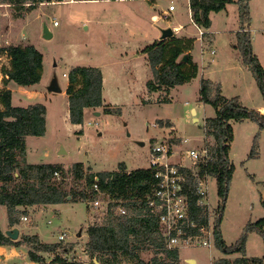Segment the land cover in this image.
I'll return each mask as SVG.
<instances>
[{
    "label": "rangeland",
    "instance_id": "1",
    "mask_svg": "<svg viewBox=\"0 0 264 264\" xmlns=\"http://www.w3.org/2000/svg\"><path fill=\"white\" fill-rule=\"evenodd\" d=\"M171 4L173 10H169ZM189 5L188 0H52L31 10L24 9L22 14L18 11L17 16L14 6L0 3V46L34 44L44 54L43 80L35 86H22L13 81L5 84L1 68L10 67V63L7 56L0 57V90L5 87L12 90V104L44 103L46 106V132L42 136H27V161L62 163L66 167L81 161L87 172L116 169L124 162L130 170L148 167L152 148L160 141L171 143L170 139L174 138L171 148L177 152L203 148L207 142H214L213 137L205 138V119L216 115L211 104L199 100L201 80L206 77L213 82L211 94H215V87L220 84L224 95L239 96L243 104L258 110L264 98L253 72L243 66L238 50L230 55L237 41V34L231 30L239 28L238 5L230 3L225 9L211 13L212 25L208 29L212 32L211 41L209 36L202 37L201 27L192 20ZM250 9L254 51L264 62V0H250ZM44 23L53 32L49 39L43 37ZM177 26L180 27L176 36L196 38L191 53L199 63L198 75L173 87L170 93L164 88L149 91L147 82L153 78V72L142 47L160 39L163 29L175 30ZM211 49L216 50L215 55ZM77 65L98 66L106 78L105 105L86 108L81 124L69 119L66 92L68 72ZM55 67L64 89L60 93L46 87ZM106 104L120 107L121 114L105 113ZM166 119L172 122L171 126L166 124ZM233 126L235 137L230 156L235 171L221 222L228 244L237 242L249 221L264 217V129L251 119L235 121ZM256 137L258 155L251 156ZM185 138L189 141L185 142ZM138 141L145 144L140 145ZM62 149L65 153H60ZM177 159L174 155L167 160ZM208 185L214 213L219 201L216 178L210 176ZM105 199L103 197L107 205ZM20 209L19 223L9 226L6 206L0 205L2 229L16 226L20 229L19 238L15 240L24 235H38L43 242H61L59 253L90 264L84 251L87 226L95 220L102 221L106 210L96 209L88 201ZM25 215L28 220L22 219ZM64 231L68 235L66 240L60 241L59 234ZM31 245H21L17 256L8 261L5 252L0 250V262L46 264L54 257L51 252H38L43 261H32L28 254ZM179 251L181 264H212L219 257L234 259L242 255L241 252L225 254L214 242L210 246H181ZM245 253L247 256L264 255L262 233L249 231ZM145 257L150 258V253Z\"/></svg>",
    "mask_w": 264,
    "mask_h": 264
},
{
    "label": "trees",
    "instance_id": "2",
    "mask_svg": "<svg viewBox=\"0 0 264 264\" xmlns=\"http://www.w3.org/2000/svg\"><path fill=\"white\" fill-rule=\"evenodd\" d=\"M48 1L52 0H0V3L14 6L15 15L18 16V11L22 14V10H31ZM189 1L194 23L205 29L203 36H209L206 30L212 25V12H219L230 3L238 5L239 30L236 32L235 47L240 51L244 65L253 72L264 98V65L253 50L250 0ZM195 41L196 38L178 37L174 33L172 36L156 39L142 48L153 72V78L147 82L149 91L164 88L170 93L173 87L189 82L198 75L199 65L191 53ZM183 55H187L186 60H182ZM2 56H7L10 63V67L1 68L5 84L13 81L22 86H31L41 82L44 54L34 44L0 46V57ZM68 81L66 92L69 119L74 124H81L86 108L105 105L103 71L98 66L77 65L69 70ZM212 86L211 79L202 78L199 100L211 104L216 111L215 116L205 119V138L213 137L214 142L206 144L211 157L199 162L195 170H189L190 212L193 218L206 220L208 212L197 204L195 187L199 178L206 175L215 177L219 195L214 230L215 245L225 254L241 252L242 255L234 259L219 257L212 264H264V255L247 256L245 253L249 231L257 230L264 236V217L249 221L240 238L233 244L227 243L221 229L235 171V164L230 156L235 137L233 122L251 119L264 129V113L243 104L239 96L227 97L220 84L215 87V94H211ZM12 97L10 88L0 90V205L6 206L9 226L19 223L20 208L26 211L29 206L47 207L65 201L89 202L102 193L111 202L106 210V217L87 226L85 253L90 258V264H181L179 249L167 246L159 214L149 205V197L157 182L153 168L129 170L121 162L116 169L87 172L81 161L68 167L62 163L28 162L27 136L45 134L47 110L44 103L13 105ZM104 112L121 114L122 109L108 104ZM166 120V124L171 126L172 122ZM257 137L251 156L258 155ZM174 140L170 139V142L173 143ZM262 183L264 187V182ZM262 204L264 205V192ZM120 206L126 208L125 215L116 213ZM24 243L32 244L28 252L32 261H43V256L38 252H51L54 254L53 262L86 264L76 257L69 258L59 253L61 242H43L38 235H24L22 239L15 240L6 235L0 225V246L19 248ZM146 253H150V258L145 257Z\"/></svg>",
    "mask_w": 264,
    "mask_h": 264
},
{
    "label": "built area",
    "instance_id": "3",
    "mask_svg": "<svg viewBox=\"0 0 264 264\" xmlns=\"http://www.w3.org/2000/svg\"><path fill=\"white\" fill-rule=\"evenodd\" d=\"M173 9L174 6L171 4L169 10ZM204 32L205 29L201 27L200 33L202 36ZM211 52L215 54L216 50L212 49ZM184 141L188 142L189 139L185 138ZM152 150L148 167L155 170L157 182L153 193L149 197V205L159 214V221L167 246L179 249L181 246H210L213 242L215 243L216 210L214 213L211 210L212 205L210 204L208 185L209 175L199 178L195 187L197 204L204 207L208 212L206 220H197L192 217L190 212L191 186L189 170H195L199 162L211 157L206 145L200 149L191 148L188 151L177 152L171 149V143L160 141L154 144ZM174 155L178 156L177 160H167ZM95 188L98 190L96 184ZM103 197L107 198L105 199L107 205H105ZM110 202L111 199L108 196L99 193L96 199L89 201V204L96 209L107 210ZM116 213L125 215L127 210L120 206ZM22 219L28 220V217L25 215L22 216ZM67 235L66 231L60 233L59 240H66ZM64 245L67 251H70L68 246ZM46 264L59 263L51 260Z\"/></svg>",
    "mask_w": 264,
    "mask_h": 264
},
{
    "label": "water",
    "instance_id": "4",
    "mask_svg": "<svg viewBox=\"0 0 264 264\" xmlns=\"http://www.w3.org/2000/svg\"><path fill=\"white\" fill-rule=\"evenodd\" d=\"M42 33H43V37L46 39H49L53 36V32L51 31V29L46 23H44L43 25ZM172 35H174V30L172 28H166V29H163L161 38H166ZM186 59H187V55H183L182 60H186ZM46 87L48 88V90L54 93L63 92L64 89L62 85L61 76L56 67L54 68L49 80L47 81ZM95 113L97 115H100L99 111H96ZM138 143L140 145L145 144L143 141H138ZM60 153H65V150L64 149L60 150ZM5 234L11 237L12 239H17L19 238L20 229L17 226L13 228H8L5 230ZM80 234H81V231L79 232V235ZM189 262H194V261L192 259H189Z\"/></svg>",
    "mask_w": 264,
    "mask_h": 264
},
{
    "label": "crops",
    "instance_id": "5",
    "mask_svg": "<svg viewBox=\"0 0 264 264\" xmlns=\"http://www.w3.org/2000/svg\"><path fill=\"white\" fill-rule=\"evenodd\" d=\"M64 1H68V0H64ZM189 1V0H188ZM58 2H61V1H58ZM190 6V5H189ZM190 13H191V9H190ZM252 15V14H251ZM191 17H192V13H191ZM212 18V17H211ZM193 20V19H192ZM239 24V23H238ZM179 27L180 26H177L176 27V29L174 30V32H175V34H176V31H177V29H179ZM198 28H199V26H198ZM210 29V28H209ZM239 30V28L238 29H233V30H231L232 32H237ZM251 30V29H250ZM206 31H208V33H209V37H208V40L209 41H211L213 38L210 36V35H212V32H209V30H206ZM203 37V36H202ZM212 38V39H211ZM253 41H254V38L252 37V43H253ZM237 42V41H236ZM236 44V43H235ZM235 44H234V47H235ZM144 47V46H143ZM142 47V48H143ZM212 50V49H211ZM237 48L235 47V49H234V51H232V52H230V55L231 54H236L237 53ZM253 50H254V46H253ZM239 51V50H238ZM240 52V51H239ZM255 52V51H254ZM256 53V52H255ZM216 54V53H215ZM214 54V55H215ZM258 56H259V58H260V60H261V62H263V60H262V57L260 56V54L257 52L256 53ZM241 55V54H240ZM240 60H241V62L243 63V61H242V57H240ZM196 61V60H195ZM197 62V61H196ZM198 63V62H197ZM199 64V63H198ZM263 65H264V62L262 63ZM243 66L245 67V68H247L245 65H244V63H243ZM238 67V66H237ZM44 71H45V67H44ZM65 74H66V72H65ZM207 78V77H206ZM43 80V79H42ZM42 80H41V82H39V83H37V84H34V85H31V86H35V85H38V84H40V83H42ZM105 82H106V78H105V76H104V88H105ZM47 83V82H46ZM90 109H92V108H90ZM258 110L260 111V112H263L264 113V104H261L259 107H258ZM4 230V229H3ZM5 231V230H4ZM0 250H3L4 252H5V256L7 257V260L6 261H8V260H13L16 256H17V254L20 252V249H18L17 247H15V246H0Z\"/></svg>",
    "mask_w": 264,
    "mask_h": 264
}]
</instances>
